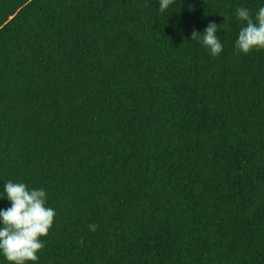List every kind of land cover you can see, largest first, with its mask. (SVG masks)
I'll list each match as a JSON object with an SVG mask.
<instances>
[{"label": "trees", "instance_id": "16d2710c", "mask_svg": "<svg viewBox=\"0 0 264 264\" xmlns=\"http://www.w3.org/2000/svg\"><path fill=\"white\" fill-rule=\"evenodd\" d=\"M241 6L261 4L0 0V181L48 192L39 264H264V51L235 49ZM220 14L214 57L191 36Z\"/></svg>", "mask_w": 264, "mask_h": 264}, {"label": "clouds", "instance_id": "9594fccd", "mask_svg": "<svg viewBox=\"0 0 264 264\" xmlns=\"http://www.w3.org/2000/svg\"><path fill=\"white\" fill-rule=\"evenodd\" d=\"M175 0H159V11L170 9ZM253 13L246 7L234 11L240 23L235 49L242 54L264 51V0ZM219 25L212 22L203 32L194 31L191 40H197L212 56H220L223 44L217 35L220 26L231 32L230 16L220 14ZM7 200V208H0V264H39L40 254L55 223L56 210L49 206L48 192L43 187H30L13 180L0 181V201Z\"/></svg>", "mask_w": 264, "mask_h": 264}]
</instances>
